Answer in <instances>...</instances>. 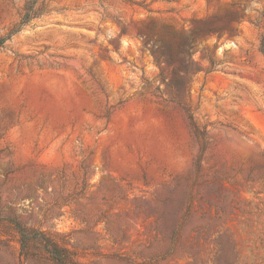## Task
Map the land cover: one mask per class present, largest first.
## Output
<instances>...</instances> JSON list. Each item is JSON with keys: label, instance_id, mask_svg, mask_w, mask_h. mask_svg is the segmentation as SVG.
<instances>
[{"label": "rangeland", "instance_id": "374dc122", "mask_svg": "<svg viewBox=\"0 0 264 264\" xmlns=\"http://www.w3.org/2000/svg\"><path fill=\"white\" fill-rule=\"evenodd\" d=\"M263 50L264 0H0V264H264Z\"/></svg>", "mask_w": 264, "mask_h": 264}, {"label": "trees", "instance_id": "16d2710c", "mask_svg": "<svg viewBox=\"0 0 264 264\" xmlns=\"http://www.w3.org/2000/svg\"><path fill=\"white\" fill-rule=\"evenodd\" d=\"M264 53V50H263ZM20 235L22 236V243L23 246H26V243L28 242L27 232L24 229L20 230ZM60 249L57 247H54L53 251H50L53 255V259L55 260L56 264H69L70 260L69 257H65L62 254H60Z\"/></svg>", "mask_w": 264, "mask_h": 264}]
</instances>
